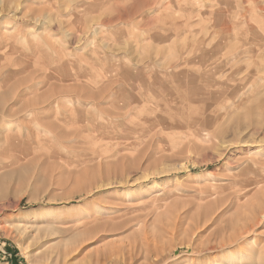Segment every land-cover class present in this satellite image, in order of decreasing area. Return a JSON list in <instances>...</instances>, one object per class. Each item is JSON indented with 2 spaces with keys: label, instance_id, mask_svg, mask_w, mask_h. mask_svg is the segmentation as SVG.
<instances>
[{
  "label": "rangeland",
  "instance_id": "374dc122",
  "mask_svg": "<svg viewBox=\"0 0 264 264\" xmlns=\"http://www.w3.org/2000/svg\"><path fill=\"white\" fill-rule=\"evenodd\" d=\"M0 264H264V0H0Z\"/></svg>",
  "mask_w": 264,
  "mask_h": 264
},
{
  "label": "bare ground",
  "instance_id": "6f19581e",
  "mask_svg": "<svg viewBox=\"0 0 264 264\" xmlns=\"http://www.w3.org/2000/svg\"><path fill=\"white\" fill-rule=\"evenodd\" d=\"M153 3H154V2H153ZM151 4H152V3H151ZM151 4H150V5H151ZM193 101H194V100H193ZM194 104H195V103H194ZM21 106H22V105H21ZM5 109H6V108H5ZM29 110H31V109H29ZM29 110H28V111H29ZM42 110H43V109H42ZM45 110H46V109H44V111H45ZM32 111L34 112V110H32ZM32 111H31V112H32ZM5 112H6V111H5ZM12 114H13V112H12ZM39 114H41V113H39ZM46 114H47V112H46ZM5 116H7V115H5ZM155 116H156V115H155ZM96 128H97V127H96ZM88 129H89V128H88ZM93 130H94V129H93ZM127 181H128V180H127ZM132 184H133V183H132ZM130 185H131V184H130ZM137 188H138V187H137ZM133 191H134V190H133ZM92 216H93V215H92ZM244 232H245V231H244ZM219 244H220L219 246L222 247V249H224V246H223L224 244H221V243H219Z\"/></svg>",
  "mask_w": 264,
  "mask_h": 264
}]
</instances>
